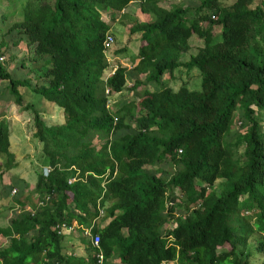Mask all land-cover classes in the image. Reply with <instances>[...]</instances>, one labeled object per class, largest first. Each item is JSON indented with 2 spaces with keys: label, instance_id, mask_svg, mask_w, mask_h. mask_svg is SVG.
<instances>
[{
  "label": "trees",
  "instance_id": "trees-1",
  "mask_svg": "<svg viewBox=\"0 0 264 264\" xmlns=\"http://www.w3.org/2000/svg\"><path fill=\"white\" fill-rule=\"evenodd\" d=\"M157 1L12 6L19 15L0 30V82L7 83L0 101L29 115L38 194L31 210L14 211L0 228V264H39L42 252L47 264H95L88 239L86 259L63 252L56 226L73 223L79 231L93 226L104 260L115 253L133 264H250L248 238L264 236V0H193L168 10ZM135 5L156 19L133 22L127 42L141 35L138 62L117 66L104 81L110 65L103 41L112 33L102 16L113 19ZM194 37L202 46L193 54ZM22 45L26 56L17 65L25 73L13 78ZM193 69L198 91L162 80ZM21 89L61 110L63 121L25 102ZM141 89L136 105H109L111 95ZM9 134L0 121L3 199L19 184L28 187L23 179L3 180L16 166ZM43 166L51 168L47 177ZM245 196L255 205L252 225L241 213L246 202L239 207Z\"/></svg>",
  "mask_w": 264,
  "mask_h": 264
},
{
  "label": "rangeland",
  "instance_id": "rangeland-1",
  "mask_svg": "<svg viewBox=\"0 0 264 264\" xmlns=\"http://www.w3.org/2000/svg\"><path fill=\"white\" fill-rule=\"evenodd\" d=\"M24 1L25 0H0V30L4 31L6 27L5 25L11 23L13 19H16L14 17L19 15V13H17L12 16L11 13L12 6L14 5L20 6V3L21 2L24 3ZM48 1L51 2V0ZM191 2H193V0H191ZM138 13H139V8H137L136 11L137 15ZM105 16H102V19L107 24H109L110 27H113L111 29V33L114 36V44L112 45L111 49L106 52V57L107 60H109V65L112 67H115L116 65L121 66V62L130 65L132 59L134 58V56H136L138 52L140 42L136 37L135 41L133 40V42H130L129 45L125 47L124 52H122L121 50L124 49L123 27L124 26L129 27L132 24L136 23V21L138 23L144 24L148 22L149 19H144L142 15L138 16L139 18L138 17L134 18L129 13L126 15L117 14L113 16V19L109 18V16L108 17ZM3 18H4V22H2ZM219 31L220 30L216 28L214 30V34L216 35L219 34ZM135 36H137V34ZM193 41H194L193 53H195V49L202 46V41L198 39H194ZM25 53H26V48L24 45H22L19 48V53H17L16 62L13 63L15 65H13V68L11 67L10 69L13 78H18L19 76H21V74L25 73V71L21 70V68H19L17 65L18 59H21L22 57L26 56ZM5 56H4V63H8L7 62L8 59ZM191 71L192 73H189V75H194V77L188 78L187 76H184L183 73L178 74L177 73L178 71H176L175 73H173V76L164 74L162 80L165 81L166 84L173 89H178L182 83H187V87L190 90L198 91L200 90V86H201V77L197 69H193ZM6 85H7L6 82H0L1 94H6L7 91ZM127 86L130 87L132 86V84L128 83ZM140 92H142V89L140 91H137V93L134 91L131 92L125 91L122 94H118L114 98V100H116V102L114 101L115 103H113V99L112 97H110L111 108H116L123 103L127 104L129 102L130 103L132 102V104L134 103V105H136L139 99L138 94ZM21 94L25 102L34 104L35 108L38 109L45 116L50 117V120L52 122L56 123L63 121L64 116L62 111L59 110L58 108L53 107L51 104L43 101L40 98V96L34 95L29 90H25V89H21ZM6 97L7 95H5V98ZM0 98L2 99L1 96ZM10 98L9 100H11ZM2 100L5 101L4 97ZM0 121L7 124L10 129V134H9L10 151L12 152L16 163V166L12 167L11 169H9L7 172L4 173L3 180L5 183L10 184L14 182H19L17 181L19 180L18 178H23V180L24 179L26 180V184H28L27 188L26 187L24 188L23 186L24 184H19L20 187H22V189L15 188L17 192L14 195H9L5 199H3V196H1L0 194V209H3L0 210V228H3L7 226V222H5V219L10 214H13L14 211L20 212L21 210L32 209L35 200L34 197L36 196V194H38V189L36 188V184H37L36 173L33 172L35 167L32 162L34 147L30 139V134L28 133L27 130V127L30 124L28 113L23 112L18 106L14 105L12 102L7 101V103H4L0 101ZM3 157H4L3 155H0V164L2 161L1 159H3ZM157 167L158 165L151 168L149 172L154 173ZM217 183L215 184V186H217ZM244 201L246 203L244 205V208L241 209V211L243 210L241 213L248 217L247 220L252 225V222H254L253 216L256 211L254 207L255 205H253V203L249 201V198L245 196L240 200L239 207H242ZM179 214H180L179 217H177L178 220L181 219L182 212H179ZM64 242L65 243L63 247V252L65 254H71L72 249H74L75 254L78 255L81 254L82 247L84 246V238L82 236L81 231L74 230L73 233L66 234L64 237ZM4 243L5 240L0 238V245ZM260 243L264 245V236L261 237L256 232L253 233L248 238V247L251 252V256L249 259L250 264H264V251L257 250V248H259L260 246ZM114 255L118 257L115 253H113L108 259L105 260L103 264L111 263L113 261L112 257Z\"/></svg>",
  "mask_w": 264,
  "mask_h": 264
},
{
  "label": "crops",
  "instance_id": "crops-1",
  "mask_svg": "<svg viewBox=\"0 0 264 264\" xmlns=\"http://www.w3.org/2000/svg\"><path fill=\"white\" fill-rule=\"evenodd\" d=\"M190 1L191 0H158L157 1V6L159 7V8H162V9H166V10H168V9H170L171 8V5H174V4H177V3H179V2H184V4L185 5H188V4H190ZM137 8H139L138 6H131V7H129V9L126 11V13H125V15L126 14H130L131 16H133L134 18H137L138 16H143L144 17V19H149V21L148 22H153L155 19H156V17H155V15L154 14H152V13H142L141 12V10H140V8H139V13H138V15L136 14V11H137ZM131 12V13H130ZM133 13V14H132ZM139 18V17H138ZM137 22V21H136ZM122 25V24H121ZM130 27V26H129ZM128 26H124L123 27V40H124V49H122V51L123 50H125V46L127 47L128 45H129V43L130 42H133V40L135 41V39H136V37L138 38V41L140 42L139 43V48L141 47V46H143L144 45V43L141 41V35H139V34H137V36H133L132 38H131V40H130V42L128 41L127 42V39H128V28H129ZM113 27H111V29H112ZM194 39H197V38H192L191 40V42H190V45H191V50L189 51L190 53H193V51H194V49H193V40ZM127 49V48H126ZM139 50V49H138ZM195 51H196V49H195ZM124 52V51H123ZM137 54H138V52H137ZM137 54H136V56H134V58L132 59V61H131V64L129 65V64H125V63H123V62H121V66H123V67H126V68H128V69H131L137 62H138V59H137ZM194 54V53H193ZM127 63V62H126ZM117 66H119V65H116L115 66V68L117 67ZM178 74H181V73H183L184 74V76H187L188 78L189 77H194V75H189V73H192V71L191 72H181V73H179V72H177ZM187 73V74H186ZM173 76V75H172ZM141 80H143L144 79V76L143 75H141L140 77H139ZM116 95H118V94H113V95H111L110 97H112V99H113V103H115L116 102V100H114V98L116 97ZM110 99L111 98H109V101H110ZM115 101V102H114ZM2 102V101H1ZM8 102H11V101H8ZM15 160V159H14ZM21 179H23V178H19V183H20V181H21ZM25 180V179H24ZM244 203H245V201H244ZM3 205V204H2ZM0 210H3V209H0ZM1 214H3V213H1ZM11 215L12 214H10L6 219H5V222H7V224H8V220H9V218L11 217ZM100 218H101V216H100ZM3 221H4V219H3ZM101 221V219H98L96 222H100ZM95 222V223H96ZM95 226V225H94ZM96 227V226H95ZM64 241H63V246H64ZM73 248V247H72ZM85 250V247L83 246L82 247V252H81V254H75L74 253V249H72L71 250V254H67V255H73V257L74 258H76V259H78V260H84V259H86L85 258V255H86V251H84ZM113 258V261L111 262V263H107V264H133L131 261H127V262H125V263H120V260H119V258L118 257H116L115 255L112 257ZM85 262H87V261H85ZM105 262V261H104ZM106 264V263H105ZM167 264H173V263H167Z\"/></svg>",
  "mask_w": 264,
  "mask_h": 264
},
{
  "label": "built area",
  "instance_id": "built-area-1",
  "mask_svg": "<svg viewBox=\"0 0 264 264\" xmlns=\"http://www.w3.org/2000/svg\"><path fill=\"white\" fill-rule=\"evenodd\" d=\"M212 18L216 19V17H214V16ZM113 44H114V37L111 34L107 33L105 36V39L103 41V48H104L105 55H106V52L111 49ZM0 60L2 61L3 58H0ZM114 71H115V68H112V70H110L106 74V76L104 77V81H106L107 78H109L111 75H113ZM105 93L108 94L109 91L105 90ZM116 120H117V118H114V121H116ZM177 153H178V155H182L183 151L180 149V150H177ZM50 171H51V168L49 166L44 167L42 169L43 176L47 177ZM74 181H75V179L70 178L68 180V184H71ZM15 193H16V190L13 189L11 191V194L14 195ZM47 200H48V196L41 199L38 202V207L43 206V204ZM99 214H100V216L103 215L102 209H99ZM75 227H76L75 223H73L71 225L60 224V225L56 226V230H57L58 234H68V233H72L75 230ZM83 235L89 239L91 246L96 249V252L94 253L95 254V264H103L104 257H103L102 250L100 249V236L98 234H92L91 228L83 229ZM42 254H44V252H42Z\"/></svg>",
  "mask_w": 264,
  "mask_h": 264
},
{
  "label": "clouds",
  "instance_id": "clouds-1",
  "mask_svg": "<svg viewBox=\"0 0 264 264\" xmlns=\"http://www.w3.org/2000/svg\"><path fill=\"white\" fill-rule=\"evenodd\" d=\"M107 58V57H106ZM108 62H109V60H107ZM112 68H115V67H112V66H110V68L106 71V74L110 71V70H112ZM116 69V68H115ZM106 74H104V77L106 76ZM109 105H110V103H109ZM44 167H46V166H43L42 167V169L44 168ZM42 175H43V173H42ZM15 189V188H14ZM13 190V189H12ZM11 190V191H12ZM16 190V189H15ZM11 191H10V195H12L11 194ZM17 192V191H16ZM30 210V209H29ZM29 210H27V211H29ZM100 217V216H99ZM75 225H76V223H75ZM93 225H94V222H93ZM88 228H91V233H92V228H93V226H90V227H87V228H82L81 229V233H82V236H83V238H85V239H88L87 237H85L84 235H83V229H88ZM78 229V226L76 225V227H75V230H77ZM79 231V230H78ZM74 232V231H73ZM72 232V233H73ZM68 234H71V233H68ZM92 234H94V233H92ZM61 235H63V236H65L66 234H61ZM89 240V239H88ZM90 242V241H89ZM103 253V252H102ZM103 257H104V255H103ZM105 261V260H104ZM104 263V262H103ZM39 264H47L46 263V258H45V252H44V254H40V263Z\"/></svg>",
  "mask_w": 264,
  "mask_h": 264
}]
</instances>
